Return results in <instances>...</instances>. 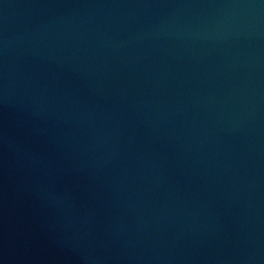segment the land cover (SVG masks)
<instances>
[{"label": "water", "instance_id": "1", "mask_svg": "<svg viewBox=\"0 0 264 264\" xmlns=\"http://www.w3.org/2000/svg\"><path fill=\"white\" fill-rule=\"evenodd\" d=\"M0 264H264V0H0Z\"/></svg>", "mask_w": 264, "mask_h": 264}]
</instances>
